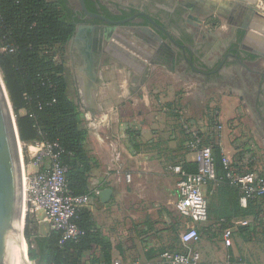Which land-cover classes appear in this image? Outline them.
I'll list each match as a JSON object with an SVG mask.
<instances>
[{"label":"crops","instance_id":"obj_1","mask_svg":"<svg viewBox=\"0 0 264 264\" xmlns=\"http://www.w3.org/2000/svg\"><path fill=\"white\" fill-rule=\"evenodd\" d=\"M238 1L250 5L259 0ZM144 53L148 56L137 55L144 64L134 60L144 70L115 60L99 69L96 77L100 83L92 87L85 81V65L77 64L74 55L77 66H81L78 72L82 82L72 97L81 110L88 130L87 148L94 158L89 178L92 195L86 208L112 241L117 253L113 264H166L165 252L197 254L199 264L240 260L264 264L261 200H251L243 207L238 189L219 176L203 187L208 200L207 220L193 222L177 209L180 175L175 167L187 171L189 163H197L195 152L186 144L182 117L203 131L209 145L210 133L216 132L212 130L214 124L208 126L205 114L190 115L188 96H177L178 82L188 81L203 88L194 79L183 77V72L169 69L161 61L151 62L155 56L146 50ZM145 70V80L139 83ZM196 96L199 94L195 92L194 104L201 107L203 100ZM240 110L243 112L239 113ZM256 118L254 106L241 95L221 102L215 124H221L223 130L215 140L224 157L241 172L264 169V137L262 147L245 132L243 124L253 120L255 132L264 134L263 130L257 131ZM106 188H111L112 193L104 201L94 190L101 192ZM33 217L41 234H46L50 226L44 221L43 211L38 209ZM191 227L199 230L200 239L185 244L182 234Z\"/></svg>","mask_w":264,"mask_h":264},{"label":"trees","instance_id":"obj_2","mask_svg":"<svg viewBox=\"0 0 264 264\" xmlns=\"http://www.w3.org/2000/svg\"><path fill=\"white\" fill-rule=\"evenodd\" d=\"M75 28L68 0H0V70L22 143H58L61 160L68 166V188L73 195H80L91 193L94 158L66 74L64 55ZM210 135L217 179L221 176L230 184L222 148L215 133ZM189 166L188 172L197 171V163ZM238 193L240 199L239 189ZM72 221L79 234L64 238L62 231L51 227L41 234L36 219L28 214L25 237L30 260L35 264H113L116 250L89 209L79 208Z\"/></svg>","mask_w":264,"mask_h":264},{"label":"flooded vegetation","instance_id":"obj_3","mask_svg":"<svg viewBox=\"0 0 264 264\" xmlns=\"http://www.w3.org/2000/svg\"><path fill=\"white\" fill-rule=\"evenodd\" d=\"M84 2L89 12L100 17L88 15L80 0H68L76 20L74 40L68 45L77 64L85 65L86 82L95 80L105 65V38L121 29L127 35L154 40L155 44H147L157 52V61L183 72V77L194 79L204 89L240 88L239 95L254 106L255 116L260 118L257 131H264V69L258 64L262 57L243 47L248 33L244 20L229 22L218 15L212 21L213 13L202 0ZM222 19L229 26L227 31L223 26L219 31L207 27Z\"/></svg>","mask_w":264,"mask_h":264},{"label":"built area","instance_id":"obj_4","mask_svg":"<svg viewBox=\"0 0 264 264\" xmlns=\"http://www.w3.org/2000/svg\"><path fill=\"white\" fill-rule=\"evenodd\" d=\"M182 129L187 137V147L196 154L198 164L196 172H188L176 166L179 173L177 209L193 222H203L208 218V200L203 187L208 181L217 180V173L211 145L204 139L203 131L182 117ZM221 129V124L216 126ZM215 128V129H217ZM216 131V130H214ZM30 145L35 157L36 170L24 172L25 205L27 214H35L38 209L44 213V221L51 228L62 231L64 238H76L79 229L72 218L79 208L86 207L91 200V193L73 195L67 184L68 166L61 160L58 143L34 141ZM33 147V148H32ZM227 178L230 184L240 190V204L247 207L251 200H261L264 208V169L241 172L224 157ZM99 190H94L96 195ZM246 224L247 222H243ZM185 244L198 241L200 232L191 227L182 234ZM166 264H199L198 255L185 252H165ZM219 264H247L243 261H224Z\"/></svg>","mask_w":264,"mask_h":264},{"label":"water","instance_id":"obj_5","mask_svg":"<svg viewBox=\"0 0 264 264\" xmlns=\"http://www.w3.org/2000/svg\"><path fill=\"white\" fill-rule=\"evenodd\" d=\"M202 1L208 6L209 12L224 16L229 22L244 20L243 28L248 33L245 36L243 47L257 55H264V46H259L249 39V30L254 24H260L259 28L264 27V14L257 10L256 1L250 5H244L238 0ZM80 3L88 15L100 17L87 10L84 0H80ZM131 29L136 31L137 27L133 26ZM117 35L121 36L124 42L127 40L129 43L136 44L139 48L148 51L156 57L157 52L147 44L148 42L155 44L154 40H149L145 37L140 39L127 35L120 29L105 38V53L107 54L105 64L119 60L126 62L135 70H144L128 54H124L111 45L112 41L117 39ZM71 40H74V36ZM127 46L132 50L134 48L129 46V44ZM156 60V58H153L151 62H156ZM144 72V78L139 83L145 80L147 70ZM134 81L138 80L134 78ZM95 83H100L99 77H96L95 81H89L87 86L92 87ZM21 147L22 140L19 134L17 118L2 71L0 70V264H20V251L30 260L28 245L24 239L26 212L24 213V161ZM111 193V188H106L99 195L106 201L110 198Z\"/></svg>","mask_w":264,"mask_h":264},{"label":"rangeland","instance_id":"obj_6","mask_svg":"<svg viewBox=\"0 0 264 264\" xmlns=\"http://www.w3.org/2000/svg\"><path fill=\"white\" fill-rule=\"evenodd\" d=\"M241 2V1H240ZM244 4V3H243ZM257 6V10L260 11L262 14H264V0H259L258 3H256ZM218 17L217 14L213 13L211 20L214 21L216 20V18ZM210 20V19H209ZM208 25V24H207ZM223 26L224 30H228L229 26L226 24V20L222 19L219 22H217L216 24H209L207 27L211 28L212 30H220V27ZM76 55V54H75ZM262 58L259 60L258 64L259 66H261V68H264V55H260ZM65 65H66V74H67V78H68V82H69V89H70V94L71 96L75 97V95L77 94V88H79V84L80 82H82V78L79 76V72L76 70L77 69V64H76V57L74 56V52L73 54L70 52V48L69 45H67L66 51H65ZM81 74V73H80ZM179 86L177 89V96L180 97L182 95H186L188 96V103L187 105L190 106V108L192 109L190 112V115L192 116H198V115H202L205 114L207 117V121L208 126L210 127L211 125L214 124V129L212 130H216L215 135L217 137L218 134H220V132H222L223 129H218L216 126L217 124H215L218 121L219 115H220V110H221V102L223 99L228 98V97H234L237 98L239 96V94H242V91L240 90V88H223V87H209L207 89H202L199 87H196L194 84L192 83H184V82H178ZM197 90H196V88ZM199 94V97L197 98L199 101L200 99L203 100V103L201 105V107H198L197 105L194 104L195 102V97H194V93ZM243 110H240L239 113H242ZM253 113V112H252ZM245 117H248V119L251 117L250 115L246 116V115H242ZM247 119V118H246ZM257 120H259V117L256 118ZM250 122V123H249ZM246 127H244L245 132L250 133L252 136H254L257 139V144H260V146L263 147V137L264 134L261 133V135H258L255 131V122L252 120L249 121H245V123H243ZM217 128V129H215ZM243 130V129H241ZM256 133V134H255ZM34 145L35 143H22V156H23V161H24V172H25V166L27 170L33 171L31 169V166L35 165V157H34V153H33V149L31 150L29 148L30 145ZM33 148V147H32ZM24 207H25V202H24ZM24 211L26 212V220L28 217L27 214V210L24 209ZM31 218L33 217V214H30ZM25 228H26V222H25ZM24 239L25 242L28 245V249H29V244H28V240L25 237V231H24ZM26 248V246H25ZM28 262L30 264H35L34 261L28 260Z\"/></svg>","mask_w":264,"mask_h":264},{"label":"bare ground","instance_id":"obj_7","mask_svg":"<svg viewBox=\"0 0 264 264\" xmlns=\"http://www.w3.org/2000/svg\"><path fill=\"white\" fill-rule=\"evenodd\" d=\"M247 1L250 2L251 0H247ZM250 4H253V2H251ZM260 26H261L260 24H258V25L254 24V26H252V27H254L256 30L253 29V28L252 29L250 28V30H249V39H250V41L256 43L259 46H264V27L262 26L261 28H259ZM113 41H112L111 45L114 48H116L117 50L123 52L124 54H128V56H130L132 59L138 61L140 64H144V60L141 59L140 57H138V56H140L138 53L143 54L144 56L147 57L148 56V55H146L147 52L144 53L145 50H142L141 48H139V46H136L135 44L129 43L127 40L124 42V40L121 39V36H119V35H117V39H114ZM128 44H129V46L134 47L135 50H134V48L132 50L130 47H128L127 46ZM136 51H138V52H136ZM134 54H135V56H133ZM23 173H24V167H23ZM23 180H24V176H23ZM24 187H25V183H24ZM24 202H25V188H24ZM25 208H26V205H25L24 209ZM24 213H25V211H24ZM24 245H25V242H24ZM28 260L29 259L26 258V255L22 251H20V264H30L28 262ZM30 262H31V260H30Z\"/></svg>","mask_w":264,"mask_h":264}]
</instances>
